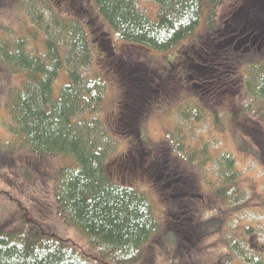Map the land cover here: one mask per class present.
<instances>
[{"label": "trees", "instance_id": "1", "mask_svg": "<svg viewBox=\"0 0 264 264\" xmlns=\"http://www.w3.org/2000/svg\"><path fill=\"white\" fill-rule=\"evenodd\" d=\"M0 1L11 3V0ZM147 1L159 6L154 20L138 9L137 0H84L85 14H75L71 9L67 17L51 14L48 20H44L37 5L34 6L36 11L31 12L23 6L26 0H12L14 9L27 14L30 17L27 21L35 26L19 37L3 35L9 29L0 27V73L3 77L25 74L19 86L0 83V127L3 128L0 132V173L9 170L19 181L12 191L0 188L2 201L12 211L10 220L4 224L0 222V264H143L151 255L149 249L153 238L162 233V240L166 232L175 235V258L182 260L180 264H203L196 254V251L200 252L198 244L212 234H225L229 222L243 208L251 205L264 208V190L245 199L233 154L214 155L208 150V142L196 137L200 121L210 123L220 135L228 133L231 149L238 155L250 157L261 168L264 177V0H234L238 5L234 13L237 12V18L243 22L240 30L246 28L260 35L261 46L240 55L229 53L227 47L217 51L218 47L212 41L203 50L205 57L217 53L215 56L225 65L215 67V70L228 68L224 72L226 77H221L223 81L227 76L233 79L234 75L235 99L227 104L231 107L216 104L215 108V98L208 99V104L202 107V93L196 96L188 105L189 115H184L189 119L184 128L194 131V135H188L183 126L174 121L175 125L163 135V147L157 148L159 154L156 158L152 155L143 169V179L149 182L159 170L158 164L155 167L156 159L162 158L165 180L162 185H165H152V190L159 201L173 211L170 221L158 222L142 190L109 178L104 165L109 153L116 149L114 143L120 139L106 130L98 116L106 89L101 78L95 76L99 69L94 70L91 47L96 48L97 63L102 57L110 56L111 63L104 67H111L116 79L121 75L119 67H123L126 75L129 69L121 62V56H115L109 39H103L108 44L106 47H102L100 37L94 42L96 38L90 37L87 21L83 18L94 11L96 14L92 13L90 21L96 26L98 17L114 32L117 40L159 52H167L186 38H193L197 30H203L208 39L234 37L241 32H229L228 19L232 17L220 14L226 0ZM67 2L74 9L81 7L80 0ZM41 4L51 11L47 2L38 6ZM202 19L204 24L200 25ZM96 29L93 27L92 32ZM40 32L45 36H40ZM31 45L33 51L29 50ZM105 49L108 52L103 51ZM186 52L181 54L175 50L170 57L172 62L165 70L174 73L184 84L188 83L187 77L191 78L189 74L204 78L207 69L199 64L205 57H190ZM126 54L125 59L132 61ZM191 58L202 72L192 67ZM61 70L66 72V81L54 92L53 86ZM213 86L216 89V84ZM136 88L133 81V94L139 96L134 91ZM122 105H125L123 109ZM133 105L135 103L120 100L116 107L119 113L123 112L121 115L129 116L125 121L128 129L133 135L139 133V139L147 145L143 127L139 129L136 122L133 126L136 111ZM99 141L111 142V145L104 147L97 144ZM26 154L37 159L32 163L37 165L17 164L15 159ZM53 156L72 160L53 175L50 188L53 199L52 195H41L42 186L38 185L33 189L28 186L24 195L17 194L21 182L31 180L29 176L37 173L32 170L43 167L44 160H48L45 158ZM41 167L37 174L48 175L49 170ZM188 174L194 180L192 189H199V193L188 190L189 196L184 187ZM4 181H10L8 175H0V182ZM30 194L34 199H25ZM189 197L201 199L200 205ZM51 199L66 225L60 224L57 213L52 211ZM29 201L34 213L37 207L38 218L30 212L34 220L27 221L18 215L22 205ZM41 217L46 220L40 222ZM54 222L73 227L74 233L76 229L85 239V249L75 248L71 240L52 232L50 227L53 228ZM220 248L221 257L215 263H224V251H228L245 264H264L261 257L240 248L237 238L226 237L220 242ZM152 259L147 264H153ZM232 261L230 258V263Z\"/></svg>", "mask_w": 264, "mask_h": 264}, {"label": "rangeland", "instance_id": "2", "mask_svg": "<svg viewBox=\"0 0 264 264\" xmlns=\"http://www.w3.org/2000/svg\"><path fill=\"white\" fill-rule=\"evenodd\" d=\"M20 1L22 2V0ZM43 1L49 4L51 11L43 8L42 4L38 6V4ZM67 1L68 0H26V3H23V6L26 9L29 8L28 11L31 12L36 11V8L40 9L44 20H48L52 15L55 16V14L67 17L66 14H69L71 9L74 11L73 13L82 12L85 14L86 7L84 0H80V9H74ZM12 3L14 4L12 0L11 3H3V1H0V27L6 30L9 29L8 33L2 31L3 35L9 34L17 37L26 35L28 31L30 32L32 30V26L35 25L32 23L30 24L27 21V19L30 20V17L27 14L15 10ZM35 5H37L36 8L34 7ZM137 6L138 9L151 20L156 18L159 6L155 2L137 0ZM237 7L238 5L234 2V0H226L221 8L220 14L222 17H229V15L232 17L228 19L227 28L229 32H233V30L239 32L241 31L238 36H231L229 38L221 36L216 39H208L206 35H204L203 30H197V34L193 36V38H186L180 44L176 45L167 52H159L145 47L142 48L138 45L136 46L117 40L114 32L107 25L104 26L101 21L98 20V17V23L96 26L90 21V18H93L92 13L94 11L90 13V15H87V17L83 18L87 21L86 26L90 37L96 38L94 42H98L97 38L100 37L102 47H106L108 44L106 41L104 42L103 39H109L115 56H121V62L128 65L129 69V73L126 75V73H123V67H119L121 75L117 76L118 79H116L114 73H111V67H104L111 63L110 56L102 57V59L97 63L96 48L93 49L91 47L94 70L96 71L97 68L99 69V71L97 70L95 72V76L101 78L106 89L102 109H100L102 111L100 115L98 114V116L102 120V125L105 126L106 130L111 135L116 134L120 139L117 144L114 143L113 147H116V149L113 152L111 151L107 161L105 160V170L109 178L116 183L129 185V187L135 186L136 189L142 190L144 195L147 197V200L152 205L159 223L160 221L166 223L167 219L170 221V217L173 213L170 208L165 207L159 201V198L152 190L153 186L163 187L165 185H162L165 181L164 173L162 171L163 165L161 164L162 158L156 159L157 163L155 164V167L158 164L159 170L155 172V178L152 177L149 182H146L143 179V169L147 163H149L150 157H153L152 155L156 158L159 154L160 151L158 149L163 147V135L167 132V130L169 131L171 127L175 125L174 121H176L177 124L180 123L183 128L185 125H188L189 119L188 117H184L185 114L189 115L188 105L189 103H192L191 101L194 100L196 96L201 95V93L203 95V98L201 99L202 107H205L208 104V99L210 100L212 98H215L217 101L216 103H213L215 108H217L215 106L216 104L225 106L228 103L233 102L235 99L234 90L236 81L234 75L233 79L227 76V78L223 81V78L226 77V74L224 73L225 69L227 70L228 68L223 67L219 68V70H215V67L218 68V66L222 67L225 65L222 64L221 59L215 56L217 53L215 55L205 57L203 52V50H205V46L208 45V42L211 43L213 41L214 45H217L218 47L217 51L227 47L229 53H241L240 55L246 54L247 51L250 49L253 50L257 46H261L260 44L262 42V38L260 35L254 34L249 29L246 30V28L240 30V25L242 26L243 22L241 23L240 19L237 18L238 13H234ZM95 14L96 13L94 12V15ZM59 16L57 17L59 18ZM203 24L204 19L200 22V25ZM93 27H97L95 33L92 32ZM102 33H106V35ZM220 35L222 34H219V36ZM40 36L43 37L45 35L43 32H40ZM38 46L41 48L40 44H38ZM33 48V45H31L29 50L33 51ZM175 50H178L181 54L187 51L186 54L194 58L195 56L198 58L205 57V60L201 61L200 59V62L196 59L200 65L207 67L204 78L195 77L192 74H189L191 78L187 77L188 79L186 81L188 83L184 84L179 78L177 79V77H175L174 73L171 74L170 71H165L172 62V58L170 57L174 55ZM103 51L108 52V49ZM126 53L129 54L132 61L125 59L127 58ZM200 55L202 56L199 57ZM221 73L223 76H221ZM3 76L4 75L0 73V83L3 81V84H9L8 86L10 87L19 86V84L25 79V74H8L5 76L6 78ZM65 81L66 72L65 70H61L53 86L54 92H56V90H58V88ZM133 81L136 82L137 86L134 91L138 92V94H140L139 96L133 94ZM212 84H216V89ZM125 92H129L131 95L129 94L126 96L124 95ZM137 99H140L141 101ZM120 100H125V102L129 104L135 103V106L133 105L136 110L133 126L136 122L139 129L143 127L144 130L142 131L145 133L147 145L139 139V133H135L133 135V132L128 129L125 121L129 116L126 114L121 115L123 112L119 113V109L116 107ZM124 106L125 105H122V109ZM227 106L231 107L229 105ZM130 116L132 117V115ZM197 127L199 129L196 131L198 132L196 133V137H202L204 138V141L208 142L207 147L210 152L214 155L222 152H231L233 154L235 162L237 163L236 166L241 174L240 185L245 194V199L252 193L256 194L259 193L260 190H264V177L261 168L256 165L250 157L238 155L233 149H231L229 143L230 136L228 133L220 135L217 131H214V128L210 123L208 124L207 121L198 122ZM2 130L3 128L0 127V132H2ZM184 130L188 132V135H194V131L191 132L186 128H184ZM130 137H132L131 140L126 139ZM97 144L105 147L111 145V142L108 143L99 141ZM32 158L33 157L26 154L19 156L15 159V161L17 164L22 166L32 167L33 165H37L32 164L37 162V159ZM45 159L48 160H44V166L40 167L43 170L48 169L49 174L47 175L46 173V175L42 174L39 176L37 173H40V167H38L37 170L31 169L37 173H32L29 176L31 180L29 179V181L21 182L22 185L18 188L21 191L17 189V194L24 195L26 194L24 192L28 186L33 189L35 185H38L42 186V189L40 190L41 195H44V197L48 195V197H50V195H52L50 188H52L54 173L59 168L71 164L72 160L61 157L55 158L54 156L52 158L48 157ZM166 164L167 161L165 165ZM12 174L13 173L9 170L0 173V175H8L10 178V181H4V183L0 182L1 189H9L12 191L17 187L19 184L18 178L15 175L12 176ZM188 178L189 179H187L184 184L185 189H187V196H189L188 190L193 193L195 190L199 193L198 188L192 189V182L194 181L192 175L188 174ZM47 184H49V187H46ZM51 197L53 199V195ZM189 198L194 200L191 197ZM25 199L34 198H31L30 194V196H27ZM52 199L51 204L49 205L52 207V211L57 213L55 203ZM200 200L201 199L194 200L196 201L195 203L197 206L200 205ZM36 209L37 207H35L34 213L31 208V201H29L28 204L22 205L20 210L21 212H19L18 217L24 218L27 221L31 220L33 218L30 212H32L37 219L38 216L36 215ZM11 215L12 211L10 206L4 203L0 197V222L4 224L11 219ZM56 216H58V213ZM46 217L48 218V216ZM38 220L43 222L46 218L41 217ZM47 222H49L48 219ZM59 222L60 224L66 225L60 218ZM60 224H58V222H54L53 228L50 227L52 232L62 238L71 240L75 248L84 250L86 242L80 233L74 229L76 235L81 238L82 241L75 235L72 226V228H70ZM226 230L227 232H225V234H212V237H207L200 245L198 244L197 248L200 252L196 251V254L200 256V260L203 264H218L215 262L218 261L219 257H221L220 242L225 241L226 237L237 238L240 248L245 250L250 255L261 257L264 261V208H260L258 205H251V207L243 208L235 217H233L232 221L229 222ZM58 231H62L66 236L62 235ZM161 234L153 238V246L151 245L149 249L151 251V255L147 257L143 264H147L152 258L153 264H180L182 260L175 258V235L171 232H166L161 240ZM162 242L163 246L161 247ZM224 255V263L221 264H245L238 257L229 254L228 251H224ZM230 258L233 260L232 263H230Z\"/></svg>", "mask_w": 264, "mask_h": 264}, {"label": "flooded vegetation", "instance_id": "3", "mask_svg": "<svg viewBox=\"0 0 264 264\" xmlns=\"http://www.w3.org/2000/svg\"><path fill=\"white\" fill-rule=\"evenodd\" d=\"M188 59H189V58H188ZM190 61H191V63H192V67H194L197 71L202 72V71H201L202 68H200V67L194 65L193 58H191Z\"/></svg>", "mask_w": 264, "mask_h": 264}]
</instances>
